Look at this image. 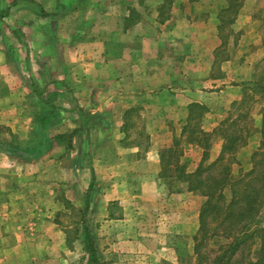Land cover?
<instances>
[{
	"label": "crops",
	"instance_id": "1",
	"mask_svg": "<svg viewBox=\"0 0 264 264\" xmlns=\"http://www.w3.org/2000/svg\"><path fill=\"white\" fill-rule=\"evenodd\" d=\"M163 1L0 0V31L9 38L0 47V125L13 134L34 133L45 113L52 143L49 154L26 159L15 171L10 154L0 152V264L55 256L56 185L39 182L49 156L67 165L70 189L77 173L85 195L91 180L97 183L93 204L108 229L102 241L118 240L112 252L127 255L121 244L135 249L144 241H156L159 254L189 252L182 243L198 237L199 209L181 182L175 196L163 189L162 148L174 130L185 128L192 106L204 109L200 126L210 134L237 116L243 97L264 99V76L254 72L264 55V2L244 0L224 37L228 0H177L158 21ZM9 46L24 72H13ZM225 47L230 54L218 56ZM262 104L256 117L254 107L248 112L252 129L241 128L248 139L234 164L241 174L252 170V154L264 139ZM71 138L87 153V163L75 149L55 143ZM220 146L219 140L213 160ZM187 150L196 153L193 173L203 150ZM227 189L231 193L225 187L223 195ZM111 250L109 244L103 255Z\"/></svg>",
	"mask_w": 264,
	"mask_h": 264
},
{
	"label": "rangeland",
	"instance_id": "2",
	"mask_svg": "<svg viewBox=\"0 0 264 264\" xmlns=\"http://www.w3.org/2000/svg\"><path fill=\"white\" fill-rule=\"evenodd\" d=\"M177 2V0H164L163 4L160 8V13L157 16L156 20H161L165 17V14L171 9V7ZM233 2V5L232 3ZM260 2H264V0H260ZM230 3L233 7L230 10ZM244 0H237L236 2L232 0H228L229 12L222 16L221 24L222 36H228V20H231L233 16L234 9H240L243 6ZM240 5V6H239ZM239 6V7H238ZM1 18V17H0ZM1 22V21H0ZM232 33V32H231ZM230 33V34H231ZM234 33V32H233ZM236 33V32H235ZM238 33V39L240 38V32ZM18 38V37H17ZM18 40H20L18 38ZM21 41V40H20ZM9 44V38L4 36V32L0 31V47L6 48V45ZM228 46V45H227ZM8 48V47H7ZM13 47L9 46L8 48V57L14 59L13 72H24V63L22 60L18 59L19 54L12 51ZM15 53V56L11 58V53ZM248 52H250L251 57L254 55L256 49L253 47L248 48ZM253 53V54H252ZM229 47H225L220 49L218 56L224 57L229 55ZM263 53H259V56ZM254 72L256 73V77L264 76V55L262 60L254 62ZM257 83V82H256ZM257 85V84H256ZM259 86V85H257ZM260 87V86H259ZM4 92V89H0V95ZM255 95V94H254ZM254 95L249 94L248 96L243 97L244 102L241 107H239L238 112L236 113V117L232 118V121H226L223 123L217 130L208 134L206 137H203L200 134L201 126L200 121L202 116H204V109H200L198 107L192 106L190 110V118L188 119L187 124H185V131L182 129L181 132H176V130L172 133V138L170 139V144L162 148V155L164 158V165L162 168L161 175V185L163 189H165L167 195L175 196V192L178 190V179L183 173H189L193 170L194 160L192 158L196 157V153L190 152L188 149L189 146H198L195 142L189 143V139L201 140L202 138L206 139L207 148H203V156L201 163L203 164V168L209 166L214 160L213 157L218 149V142L221 141L220 150L222 148L223 139H216L220 137L229 136L233 130L236 128L246 129L247 127L252 129L253 125V117L249 116L248 112L252 107L255 108L253 112L254 117H256V113L258 109H260L261 105H263V100L257 99ZM258 100V101H257ZM258 102V103H257ZM235 113H232V117H234ZM179 135V136H178ZM232 135V134H231ZM235 135V134H234ZM239 136V141L244 142L246 144L248 139H244L245 133L244 131L237 132ZM6 137V138H5ZM46 139V136L43 132L36 130L34 133L30 132L29 134H21L11 132V129L7 126L0 125V152H4L10 154V158L16 166H11L12 169H20L21 163L26 159H34L36 158V151L34 148L37 147V142L40 139ZM56 145L65 144L68 148L70 147V151L76 150L78 151V156L82 158L84 162H88V155L85 150H80V147L74 145V140L71 139H55ZM51 141L48 145H43V152H46V155L51 152ZM75 146V147H74ZM244 146V145H243ZM243 146H241L237 150L236 159L239 161L238 157H244V150L242 151ZM199 147V146H198ZM28 150V155L24 153V151ZM81 152V153H79ZM238 153H240L238 155ZM248 153V151H247ZM261 155L257 157V160H261L264 163V150L260 151ZM209 154V156H208ZM57 155V154H56ZM230 155H227V159H230ZM248 157V155H247ZM240 158V159H241ZM41 166L44 167V174H42V179L39 182H46L47 184L55 181L53 184L56 185V245H55V256L50 255L45 256V259L39 261L34 259V261L30 264H88V254L83 251V241H84V230L82 220L86 221L88 226V232L90 237L94 241V248L97 254L98 262L97 264H110V263H118V264H212V260L214 258L219 257V255L223 252V250L229 245L231 242L230 239L225 238L222 234L228 235L227 232L224 233V228L226 225H220L219 222L213 221L210 217L205 218L206 223V234L204 238L197 243L196 241H183V251L189 249V252L186 255L178 256L174 253L164 255L166 250L162 251L161 254L157 252L158 244L156 241H144L139 245H142L141 248L132 247V245L125 244L124 246L121 244L119 251H129L127 255L123 254L118 256L116 253L112 252L114 250L113 244L118 240L114 239L112 242L109 240L107 243L110 244V254L103 255L104 248H108L109 244L102 241V238L106 236V232L108 231L106 224L100 219V216H97V207L94 208V201L96 197H98L99 189L96 187L97 183H94V179H92L91 183L92 188L91 192L88 193L86 197L85 193L81 190V183L78 181V173L77 175H71V189L68 181V176L64 173V169H67L64 164V161H60V159L53 158V156H49L44 159ZM188 160V162H186ZM191 162V163H190ZM248 163V161H247ZM263 167V166H262ZM260 167L259 169H261ZM244 170V167L242 168ZM18 171V170H16ZM187 171V172H186ZM189 171V172H188ZM212 175H214L217 169L209 170ZM232 177L238 178L240 176V171L238 166L234 165L231 167ZM65 174V175H64ZM207 174V172L205 173ZM76 176V177H75ZM76 178V179H75ZM75 179V181H74ZM73 185V186H72ZM90 187V186H89ZM88 192V191H87ZM86 192V193H87ZM231 194L229 190L224 191V199L226 202L230 200ZM176 199L173 197V200ZM190 200H193L195 205L198 206V209L202 207L205 197L199 195L198 193H191ZM89 201H92V209L88 206L85 210L84 204ZM241 225V224H240ZM240 225L236 226L237 229H240ZM252 226V225H251ZM250 226V227H251ZM253 227V226H252ZM224 230V231H223ZM243 230V229H242ZM223 231V232H222ZM238 231H234L236 234ZM241 232V231H240ZM248 233V232H245ZM244 231L242 233H237L236 237H245ZM201 238V235H200ZM199 238V239H200ZM111 239V238H110ZM242 239V238H240ZM164 241V240H163ZM162 241V242H163ZM168 241V240H167ZM176 243V242H175ZM185 243V245H184ZM196 245V246H195ZM185 246V247H184ZM51 247V246H50ZM113 247V248H111ZM118 247V246H116ZM258 247V239L255 237L247 240V242L240 246L238 250H234V248H230L227 255L221 258V261L216 262V264H251L254 263L257 259L256 249ZM116 249V248H115ZM130 252V251H132ZM116 251V250H115ZM49 253L52 254V247L49 250ZM16 259V258H15ZM19 263H24L26 261V257H17Z\"/></svg>",
	"mask_w": 264,
	"mask_h": 264
},
{
	"label": "trees",
	"instance_id": "3",
	"mask_svg": "<svg viewBox=\"0 0 264 264\" xmlns=\"http://www.w3.org/2000/svg\"><path fill=\"white\" fill-rule=\"evenodd\" d=\"M232 1L236 2L237 0ZM231 3L233 5V2ZM231 3L229 5L230 10L231 7H233ZM260 87L263 88L262 86ZM195 107L200 108L198 105ZM46 117L47 114L44 113L37 119L39 125L37 130L44 134L46 130L44 125ZM241 130V128H236L229 136L223 137L220 155L209 166L203 168V164L201 163L193 173L188 174L185 172L183 173L182 168V174L178 179V182H181L185 186L187 192L198 193L206 199L199 210V230L198 237L195 240L196 245L206 234L205 218L207 216L213 221L219 222L220 225H226L224 228L225 231H223L224 233L227 232L228 235L222 234V236L224 235L225 238L230 239L231 242L219 257L212 260V264H216V262L219 263L221 258L227 255L230 248L238 250L247 240L254 237L258 239V247L256 249L257 259L251 264H264V163H262L261 160H257V157L261 155L260 151L264 150V139H261L258 151L252 154V170L244 174L239 173L240 176L238 178H233L231 167L236 164L235 155L237 150L245 143V141L240 143L238 139L239 136L237 132H241ZM200 134H202L203 137L208 135L202 131H200ZM197 140L189 139V143L193 144V142H195L200 148H207L208 145H206V143H201V141L206 142L205 138L199 141ZM49 143L50 139H40L37 142V147L34 148L37 152L36 154H41L43 152V145H48ZM24 153L27 154L28 150L24 151ZM227 155L232 157L227 159ZM161 162L163 168L164 158L162 153ZM260 167L262 168L259 169ZM210 169H217L218 172L212 175V173L209 172ZM206 172L207 174H205ZM225 187H229L231 191V197L228 202L225 201L223 195V189ZM91 188L92 184H90L86 197L88 193L91 192ZM84 205L86 210L88 207L87 202H85ZM81 222L84 230L83 251L88 254V264H97L98 258L94 248V241L89 235L86 221L83 219ZM238 225H240V229L236 228ZM236 230L238 231L237 233L240 234L244 231L245 237H236L237 233L234 234Z\"/></svg>",
	"mask_w": 264,
	"mask_h": 264
}]
</instances>
